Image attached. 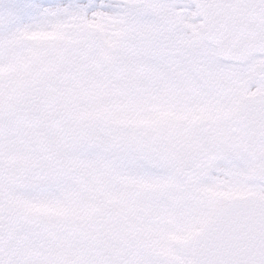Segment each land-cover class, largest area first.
<instances>
[{"label":"snow or ice","instance_id":"obj_1","mask_svg":"<svg viewBox=\"0 0 264 264\" xmlns=\"http://www.w3.org/2000/svg\"><path fill=\"white\" fill-rule=\"evenodd\" d=\"M0 264H264V0H0Z\"/></svg>","mask_w":264,"mask_h":264}]
</instances>
